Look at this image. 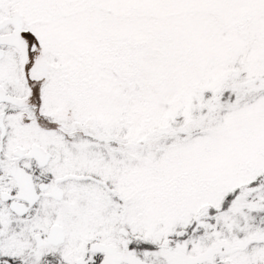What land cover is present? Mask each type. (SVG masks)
Listing matches in <instances>:
<instances>
[{"label":"snow or ice","instance_id":"1","mask_svg":"<svg viewBox=\"0 0 264 264\" xmlns=\"http://www.w3.org/2000/svg\"><path fill=\"white\" fill-rule=\"evenodd\" d=\"M0 264H264V0H0Z\"/></svg>","mask_w":264,"mask_h":264}]
</instances>
